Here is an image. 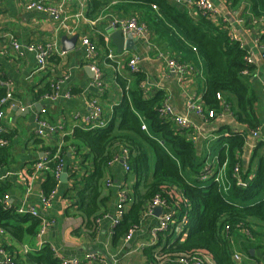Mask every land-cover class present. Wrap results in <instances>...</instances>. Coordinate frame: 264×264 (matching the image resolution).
<instances>
[{"label":"crops","instance_id":"crops-1","mask_svg":"<svg viewBox=\"0 0 264 264\" xmlns=\"http://www.w3.org/2000/svg\"><path fill=\"white\" fill-rule=\"evenodd\" d=\"M26 1L29 0H0V79L9 84L12 92L11 100L2 107L1 124L9 134V143L0 150V185L4 189L0 203L16 209L34 207L50 223L41 237H38L37 231L34 236L24 235L18 240L5 231L0 236L6 248L3 252L6 256H14L17 264H29L27 254L38 252L44 245L49 246L60 260L89 261L87 258L92 255L100 258L96 264H153L143 254V249L148 246L150 231L156 226L164 209L161 207L159 215L155 214L154 208L151 212L145 209L130 240L113 246L111 219L118 189L130 193L135 183L134 174L125 171L120 160L113 161L107 172L110 185H106L105 191H109L110 197L106 202V213L96 219L94 235H91L84 227L82 215L76 206L71 205L72 199H69L71 172L68 169H77L78 158L72 147L64 145V137L69 136L77 126L86 128L85 119L90 113L89 103L92 99L99 102L105 120L111 118L113 108L122 95L116 77L129 73L128 61L131 58L138 59L136 69L144 74L142 88L149 92L162 90L165 99L178 115L186 114L184 103L189 94L203 93L206 75L204 62L154 7L127 0H69L66 5L67 26H62L46 13L24 9ZM171 1L182 6L192 16H197L198 8L193 3L187 0ZM210 1L214 7L212 21L228 26L232 37L248 50L249 58L255 65L254 70L245 75L248 76L250 90L256 96L254 110L259 125L246 131L239 166V171L241 168L243 172L250 169V178L257 166V158L264 157V59L258 41L264 32V18L254 17L248 3L232 7L230 0ZM131 16H136L148 25L150 37L146 40L133 37V48L117 52L106 29L112 26L114 20ZM62 36L78 37L72 49L62 50ZM11 37L19 44L17 50L12 48ZM83 38H88L96 45L95 63L102 74L101 88L94 85V74L86 65ZM31 43L56 46V51L49 55L43 69L38 68L34 52L26 48ZM161 52L163 57L158 58ZM170 59L186 64L190 71L179 73L170 68L167 65ZM46 89L48 93L39 94ZM52 91H56L58 97L55 100L46 99V94ZM188 117L197 136L195 144L199 151L203 150L206 140H218L220 135H228V129L240 132L243 128L227 108L211 119H201L193 113ZM39 120L56 126L55 132L44 131L38 135ZM254 130L257 132L255 137L251 135ZM49 153L61 160V174H66V181H61L59 177L55 190L49 193L48 206L43 207L42 183L46 174L38 171L35 164ZM254 154L256 157L249 166ZM211 163L217 164L222 189L230 190L226 166L218 165L217 157ZM7 221L13 223L10 219ZM254 228L264 230V225ZM259 234H264V231ZM254 238L253 234L240 231L232 239L234 251L243 256L242 264H264V242H260V237ZM244 246L247 254L241 250ZM4 259L0 253V264Z\"/></svg>","mask_w":264,"mask_h":264},{"label":"trees","instance_id":"trees-1","mask_svg":"<svg viewBox=\"0 0 264 264\" xmlns=\"http://www.w3.org/2000/svg\"><path fill=\"white\" fill-rule=\"evenodd\" d=\"M127 1L156 8L160 17L194 48L206 68L201 95L204 106L216 114L227 108L243 127L240 132L228 129V135H220L217 140L221 143L217 163L226 166L231 187L225 191L215 180L218 171L206 163L204 150H198L191 138L192 128L178 129L169 117L161 115L165 93L162 90L145 91L141 87L144 74L137 70L116 77L122 95L104 127L77 126L64 137V145L72 147L78 158L77 169H68L71 172L68 188L71 205L76 206L84 219V227L94 235L96 219L106 213V202L110 197L109 191H105L110 162L124 149L135 183L129 193L127 208L120 221L111 228L113 246L122 244L125 235L139 226L145 209L152 198L158 196L172 210L174 223L183 214H187V221L178 234L174 232V225L156 232V243L143 249L151 263L176 264L180 256L199 255L207 257L209 264H242L233 260V237L240 231L252 235L254 226L264 225V157L257 158V166L250 178L249 168L245 172L242 168L239 171L238 180H244L245 186L239 185L232 175L236 164L241 167L246 131L259 125L254 110L256 96L245 75L251 73L255 65L248 60V50L232 38L228 26L216 24L199 9L197 16H192L171 0ZM230 3L232 7L248 3L254 17L264 18V0H230ZM258 41L264 59V32ZM47 90L39 94L44 95ZM217 94L220 99L216 98ZM4 95L5 89L0 87V99ZM49 154L50 160L44 171L46 178L42 183L44 196L54 191L58 184L54 173L59 159ZM255 157L252 155L249 166ZM3 191L0 185V197ZM40 223V217L20 214L16 208L0 203V227L14 238L34 236ZM1 247L6 251L4 245ZM241 250L246 253L245 247ZM10 258L17 264L14 256ZM27 258L29 264H62L47 245L38 252L27 254ZM85 262L79 264H88Z\"/></svg>","mask_w":264,"mask_h":264},{"label":"built area","instance_id":"built-area-1","mask_svg":"<svg viewBox=\"0 0 264 264\" xmlns=\"http://www.w3.org/2000/svg\"><path fill=\"white\" fill-rule=\"evenodd\" d=\"M49 1L50 0H29L23 4V7L26 10H36L39 12L46 13L58 24H61L62 26H67L66 21L68 19V13L66 10V5L69 0H56L53 3H50ZM187 1L189 3H193L203 14L209 15L211 19L213 18L214 7L210 0H187ZM112 26L116 29H121L124 34L129 33L133 37H136L139 39L146 40L150 37L149 28L147 24L145 22L138 20L136 16L116 19L113 21ZM232 38L234 39V37ZM10 43L12 45V48L16 50L19 48V44L12 37L10 39ZM82 43L85 46L84 59H85L86 65L90 68V70L94 74V85L97 88H101V86L103 85L102 74L97 64L95 63L96 45L92 41H90L88 38H83ZM26 48L34 52L36 64L39 69H43L45 67V64H46V61L49 55L53 51H56V46L54 44H47L44 46H39V45H34L31 43V44H28ZM108 57H111V54H108ZM161 57H163L162 52L158 54V58H161ZM248 60L251 62L250 58H248ZM137 62H138V59L136 57H133L128 61V66H129L130 71H137L136 69ZM167 65L170 68L175 69L179 73H187L190 71L188 69L189 67L186 64L179 63L171 59L167 61ZM0 87L5 89V95L4 97L0 99V148H5L8 145L9 140L7 138V131L3 128L1 124V121L3 118L2 107L11 100L12 92L9 89V84L6 81H3L1 79H0ZM141 87H142V84H141ZM65 96H69V95L66 94ZM57 97L58 95L56 91H52L50 94L48 95L46 94L45 96L46 99H50V100H55ZM216 98L220 99V94H217ZM184 104H185L184 107L186 110V114L178 115L174 113L168 100L164 99L160 107V113L164 117H169L173 121L174 126L178 129H189V128H192V130L194 129L193 124L188 117L190 113L195 114L201 119L205 117L207 118L216 117V113L214 110L206 109V107L204 106L202 102L201 95H197L195 93L189 94L186 97ZM89 107H90V113L88 117L85 119V122L87 123L86 128L104 127L107 124V121L102 116L103 111L97 99H92L89 103ZM37 124H38V133H37L38 135H42L44 131L54 133L56 130V126L51 125L42 120H39ZM142 129H145L144 125H142ZM251 135L255 137L257 135L256 130L251 131ZM196 137H197L196 133L193 131L191 138L194 142L196 141ZM49 160L50 159L48 158V155L43 157L41 160L36 162L35 168L38 171H45L46 163ZM117 160L121 161L123 169L128 172L129 165L127 164L126 151L124 149L121 150V153L118 156H116L113 161H117ZM58 161H59V164L54 173V176L56 179H59L60 174L63 170L62 163L60 162L61 160H58ZM112 162H110V164ZM238 174H239V166L238 164H236V166L233 168L232 175L233 177H236L237 180L239 179ZM202 178H204V176H202ZM215 180L219 181V183L221 181L218 176L215 177ZM237 183L241 186L246 185V182L244 180H238ZM107 185H110V181L107 182ZM52 193L53 191L51 192V194ZM50 195L48 196H44L43 194L41 195V202H42L43 207L48 206L50 202ZM129 200H130L129 193L126 190H123L121 188L118 189V197H117L116 204H115V212H114V216L111 219V228L120 221L124 213V210H125V204ZM6 206L9 207V205L7 204ZM156 206L162 207L164 209V213L161 216H159L156 226H154L150 231V239L147 244L148 246L154 245L156 243V232L167 229L169 225H174V232L175 234H178L179 232H181V230L183 229L187 221V214H183L181 219L177 223H174L172 219V210L168 209L165 202H163V200H161L158 196H155L154 198H152V201L146 208L147 212H151L153 208H155ZM16 211L20 214L28 213L31 216L40 217L41 223H40V227H39L37 235L38 237L43 236V234L46 232V229L50 223L49 219H47L42 214L38 213L34 207H20V208H17ZM134 230L135 229L130 230L125 235L123 239L124 242H128L130 240V238L133 235ZM111 232H112V229H111ZM4 233H5V230L2 227H0V236ZM1 245L2 243L0 240V253L3 254L5 257L4 262L2 264H14L11 258L8 255L7 256L5 255ZM203 257H200L199 255H183L177 259L176 264H209L210 260L207 257H204V258ZM232 257H233V260L236 261L237 263L242 262L243 256L240 252L234 251L232 254ZM87 259L89 261H86L85 263H89V262L94 263V262H98L100 258L98 259V257L91 255V256H88ZM61 261H62V264H79L80 263V261L76 259L75 260L61 259Z\"/></svg>","mask_w":264,"mask_h":264},{"label":"water","instance_id":"water-1","mask_svg":"<svg viewBox=\"0 0 264 264\" xmlns=\"http://www.w3.org/2000/svg\"><path fill=\"white\" fill-rule=\"evenodd\" d=\"M106 33L110 37L112 44L116 47L117 52H122L125 49L133 48L134 38L131 34H124L121 29H116L113 26H110L106 29ZM77 36H72L67 38L66 36L61 37L62 50L68 51L74 47L77 41ZM88 67V66H87ZM93 74V73H92ZM61 181H66V174L62 173L60 175ZM162 211L160 206L154 208L155 214L159 215ZM251 253V251L249 252Z\"/></svg>","mask_w":264,"mask_h":264},{"label":"rangeland","instance_id":"rangeland-1","mask_svg":"<svg viewBox=\"0 0 264 264\" xmlns=\"http://www.w3.org/2000/svg\"><path fill=\"white\" fill-rule=\"evenodd\" d=\"M220 142H218L217 140H214V139H208V140H206L205 141V145H204V148H203V150H204V152H205V156H206V163L208 164V165H211L212 166V169H216V166H217V164H212L211 162L214 160V159H216V157H217V153H218V149L221 147L220 146ZM208 161V162H207ZM214 166V167H213ZM258 229H260V228H254V234H253V236L255 237V238H257L258 237V239H260L261 238V240H260V242L263 244V242H264V239L262 238V236L264 235V234H259V232H263L264 230H258ZM249 234V233H248ZM260 237V238H259ZM254 238V239H255ZM258 244H260V243H258ZM246 245H250V244H246ZM245 247V246H244ZM246 248V247H245Z\"/></svg>","mask_w":264,"mask_h":264}]
</instances>
